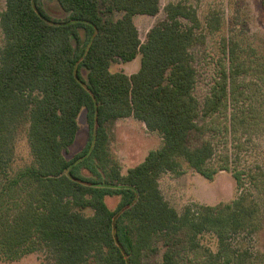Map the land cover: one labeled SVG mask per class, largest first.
<instances>
[{
    "label": "trees",
    "instance_id": "trees-1",
    "mask_svg": "<svg viewBox=\"0 0 264 264\" xmlns=\"http://www.w3.org/2000/svg\"><path fill=\"white\" fill-rule=\"evenodd\" d=\"M55 1L67 14L63 20L50 16L42 0H5L0 10V258L14 261L43 250L53 264H194L184 249H196L198 235L210 232L219 248L200 264H243L226 241L253 224L255 201L241 190L230 203L190 206L179 214L159 188L165 173L192 169L211 180L230 170L209 166L212 143L193 141L203 131L199 118L227 99L224 73L202 108L194 95L196 11L168 4L165 18L141 42L134 18L156 16L159 0ZM137 56L135 73L110 71ZM83 109L88 138L68 159ZM127 118L158 134L161 145L122 174L108 150L107 125ZM24 122L32 160L15 169ZM233 178L240 190L241 173ZM106 197H119L113 210ZM159 243L165 247L161 260H150Z\"/></svg>",
    "mask_w": 264,
    "mask_h": 264
},
{
    "label": "rangeland",
    "instance_id": "rangeland-1",
    "mask_svg": "<svg viewBox=\"0 0 264 264\" xmlns=\"http://www.w3.org/2000/svg\"><path fill=\"white\" fill-rule=\"evenodd\" d=\"M159 1L160 10L156 16L134 18L139 38L141 42L145 41L147 32L165 18L164 8L170 3H182L196 11L200 26L190 48L196 70L194 95L202 108L212 93L217 92L224 73L227 99L219 111L199 118L198 124L203 131L196 133L193 141L195 144L202 141L213 144L216 154L209 163L210 167H230L229 171H217L211 180L192 169H186L181 175L165 173L159 179L160 191L180 214L190 206L230 203L242 190L249 201L257 203L258 213L253 224L227 238L226 242L236 250L237 261L264 264V8L261 0ZM42 4L57 20L67 16L55 0H42ZM4 8L5 0H0V10ZM209 20H212L213 27L207 25ZM3 44L0 31V49ZM139 65L140 56H137L128 63L112 64L110 71L131 75ZM77 122L75 141L65 155L68 159L85 145L88 138L84 109ZM27 126L28 123L24 122L17 132L15 169L32 160L26 140ZM107 128L108 150L122 174L161 145L158 134L148 131L142 122L133 118L115 120ZM90 171L81 169L82 174L92 178L94 174ZM235 171L240 172L244 180L240 190L233 178ZM254 179L257 185L253 184ZM105 201L113 210L119 197H106ZM196 242V249H184V255L194 264H200L209 252L215 254L219 248L217 238L210 232L198 235ZM157 247L158 251L150 260H161L165 247L160 243ZM0 264H53V261L45 251L37 250L14 261L0 258Z\"/></svg>",
    "mask_w": 264,
    "mask_h": 264
},
{
    "label": "crops",
    "instance_id": "crops-1",
    "mask_svg": "<svg viewBox=\"0 0 264 264\" xmlns=\"http://www.w3.org/2000/svg\"><path fill=\"white\" fill-rule=\"evenodd\" d=\"M136 17V16H135ZM133 61V60H132Z\"/></svg>",
    "mask_w": 264,
    "mask_h": 264
}]
</instances>
